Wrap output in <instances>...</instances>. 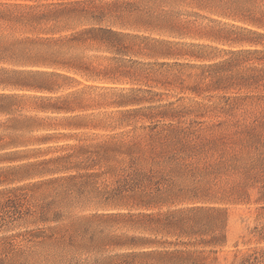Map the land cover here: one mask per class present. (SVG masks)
<instances>
[{"label":"rangeland","instance_id":"rangeland-1","mask_svg":"<svg viewBox=\"0 0 264 264\" xmlns=\"http://www.w3.org/2000/svg\"><path fill=\"white\" fill-rule=\"evenodd\" d=\"M166 8L195 15L187 16L195 24L186 37L169 36L166 27L125 28L121 30L138 38L102 35L100 40L89 39L73 47L75 60L88 65L90 77L69 71L76 81H65L54 93L43 94L81 93L85 110L40 113L31 100L26 102L24 113L37 114L40 124L30 135L43 141L20 148L19 154L28 158L16 164L39 163L29 169L31 176H23L25 168L11 171L5 170L9 164H0V264H115L129 253H137L133 264H235L236 255L264 247V87L248 89L228 80H217L216 87L208 79L198 78L199 65L209 63L208 59L183 53L207 55L217 64L231 59L236 72L264 66V61L253 56L243 61L245 56L227 53L230 46L196 37L204 26L212 24L210 20H217V29L221 27L218 22L242 24L219 16L223 7L218 0H185ZM74 24L66 33L74 31ZM26 32L16 29L14 34ZM162 40L173 44L159 42ZM207 43L210 47L195 46ZM75 114L77 118H72ZM77 120L86 126H66ZM168 126L191 127L194 132L186 140V161L177 168L182 174L173 177L185 186L200 188V195L216 201L206 204L224 209L216 231L217 236H223V243L216 247L195 245L193 237L143 231L128 218L107 217L137 210L106 201L103 191L115 184V176L92 177L84 193L78 195L75 190L65 192L71 183L66 176L76 174L75 169L40 173L64 164L80 168L95 164L80 172H100L104 162L95 159L93 163L84 155L70 162L43 161L71 153L72 146L112 138L122 144L140 142L141 148L148 149L168 134ZM171 207L166 204L152 210L162 212ZM139 236L160 244L131 246L132 239ZM174 249L186 253L163 254Z\"/></svg>","mask_w":264,"mask_h":264},{"label":"trees","instance_id":"trees-1","mask_svg":"<svg viewBox=\"0 0 264 264\" xmlns=\"http://www.w3.org/2000/svg\"><path fill=\"white\" fill-rule=\"evenodd\" d=\"M185 0H14L0 1V164H9L5 170L14 171L25 168L23 176H31L29 172L35 162H24L25 154H19L20 148L43 138L30 134L40 128L37 114H26L25 104L31 100L38 112L73 113L85 110L81 93L71 92L64 96L45 95L54 93L65 81H76L68 74L69 71L88 76L89 67L75 60L77 55L72 52L75 45L87 40H100L102 35L108 37H132L121 29L131 28H163L169 36L186 37L194 20L187 16L192 13L173 12L166 7L179 5ZM223 7L219 16L232 17L242 24L218 22L210 20L211 25L204 26L196 34L211 42L228 45L231 56H245L243 61L253 56L256 61H264V0H218ZM183 16L179 19L177 17ZM75 21V22H74ZM78 22V23H77ZM74 24V31L69 26ZM117 26L120 30L115 29ZM75 27H80L75 30ZM16 29L28 32L15 35ZM66 34H65V33ZM173 44L171 41H159ZM199 48H207V44H195ZM179 54V53H177ZM184 55L198 59H208L209 63L200 64L198 78L208 79L209 84L228 80L232 84L246 88L264 87V66H251L244 72H236L231 59L221 63L212 62L207 55ZM171 55V53L167 54ZM235 62L234 58L232 59ZM62 81L61 84L57 81ZM88 86H86L87 88ZM81 94V95H80ZM137 102V101H134ZM121 102L120 104H123ZM132 103V102H128ZM119 104V105H120ZM77 118V114L72 115ZM68 123L67 127L80 128L86 126L80 120ZM168 134L159 137L157 146L143 149L140 142L122 144L113 138L102 143L81 144L72 146L71 153L58 155L43 161L70 162L73 157L86 156L104 162L102 171L81 173L82 169H93L92 165L80 168L62 165L61 168L45 170L40 173L54 171L66 172L71 169L76 174H69L66 180L71 182L65 190L67 193L76 191L82 195L90 185L92 177L101 174L115 176V184L106 191V201L114 206L130 205L136 207L135 212L109 213L107 217L128 218L137 228L150 233H161L176 237H193V244L216 247L223 243V236H217V219L224 209L206 203L216 202L213 197L200 195V188L185 186L173 175H181L177 171L181 161H186L185 147L187 138L193 134L191 127L168 126ZM191 156V155H190ZM12 164V165H10ZM2 166H0L1 169ZM168 169L165 172V169ZM59 180V179H58ZM76 181V185L72 184ZM192 202L190 205L178 206ZM194 203H201L194 205ZM169 204L171 209L154 211ZM224 223V220L222 221ZM264 230V228H263ZM264 232V231H263ZM205 235H209L205 238ZM198 238V239H196ZM131 246L159 245L157 240L139 236L132 239ZM167 243V242H164ZM124 244V243H122ZM128 244V243H127ZM168 244H171L168 242ZM180 249L165 251L166 256L182 255ZM137 253L124 255V259L115 264H133ZM237 256L235 264H264V247L242 252Z\"/></svg>","mask_w":264,"mask_h":264}]
</instances>
